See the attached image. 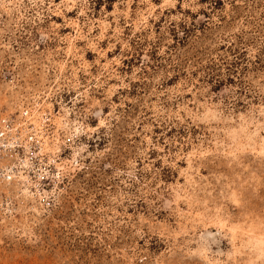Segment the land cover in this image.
Listing matches in <instances>:
<instances>
[{"label": "rangeland", "instance_id": "1", "mask_svg": "<svg viewBox=\"0 0 264 264\" xmlns=\"http://www.w3.org/2000/svg\"><path fill=\"white\" fill-rule=\"evenodd\" d=\"M23 110L49 179L0 182V264H264V0H0Z\"/></svg>", "mask_w": 264, "mask_h": 264}, {"label": "built area", "instance_id": "2", "mask_svg": "<svg viewBox=\"0 0 264 264\" xmlns=\"http://www.w3.org/2000/svg\"><path fill=\"white\" fill-rule=\"evenodd\" d=\"M23 112L21 121L0 115V182L35 183L36 187L43 189L49 179L47 167L42 166L46 164L42 151L46 142L42 135L46 133L41 128H35V124L30 126L31 122H27L32 113L29 110ZM33 189L36 188L33 186Z\"/></svg>", "mask_w": 264, "mask_h": 264}]
</instances>
